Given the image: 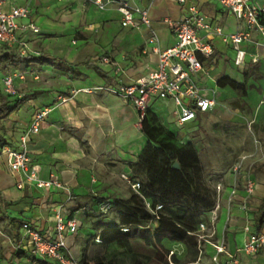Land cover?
I'll return each mask as SVG.
<instances>
[{
	"label": "crops",
	"instance_id": "0c3cea01",
	"mask_svg": "<svg viewBox=\"0 0 264 264\" xmlns=\"http://www.w3.org/2000/svg\"><path fill=\"white\" fill-rule=\"evenodd\" d=\"M94 1L0 0V12L27 8L29 15L23 22L39 29L38 34L21 37L26 42L27 55L51 62L11 70L26 73L24 80L15 79V89L29 87L30 92L19 95L18 109L0 120V264H36L21 255H31L22 229L24 223L44 236L55 237L57 217L76 221L80 216L78 231L66 237L65 254L71 256L80 249L88 256L90 242L99 243L100 229L118 223L119 216L111 203L138 193L146 173L133 167L151 143L135 108L107 88L116 78L129 84L156 68L158 57L154 50L168 49L176 41L165 19L180 20L187 16V7L194 5L225 34L244 30L241 21L213 0H187L184 6L176 0H117L104 10H99ZM258 1L264 5V1ZM121 2L147 8L151 27H123L117 10ZM152 31L157 43L149 44ZM209 40L213 53L208 59L201 58L204 69L197 75L196 83L201 95L213 99L215 106L180 126L171 100L160 98L149 103V112L163 130L173 134L180 144L192 143L196 151L193 133L220 113L225 115L228 111L223 106L233 104L234 113L243 106L244 117H250L245 112L264 111V38L253 32L252 41L240 46L245 55L239 65L235 64L236 52L230 44L219 37ZM2 48L6 47L0 46V51ZM4 74L0 73L1 77ZM224 77L239 83L248 78L246 96L241 97L228 87L219 88L217 81ZM59 97L65 100L58 101ZM43 108L50 112L39 132L30 136L28 169L15 172L8 165L5 150L19 147L31 118ZM226 115L229 120L230 114ZM199 116H205L203 125L197 124ZM171 124L177 128L188 125V133L178 135ZM157 135L162 137L158 132ZM198 157L201 164L199 154ZM32 167L38 168L39 182L51 183L50 187L39 188L36 182L26 181ZM246 167L245 164L235 184L218 194L215 207L201 215L199 254L191 264H264V246L256 255L242 251L248 239L245 228L255 231L253 215L264 198V168ZM247 177L254 182L251 195L245 192ZM231 188L236 190L233 200ZM144 202L149 209V202ZM104 207L105 212L101 209ZM112 212L116 218H112ZM156 223L154 220L151 227ZM258 233H264V229ZM6 243L11 247L7 249ZM168 246L182 247L181 253L171 251L179 258L183 256L182 245ZM216 246L224 252H218ZM148 250L145 256H150Z\"/></svg>",
	"mask_w": 264,
	"mask_h": 264
},
{
	"label": "built area",
	"instance_id": "2783aa9c",
	"mask_svg": "<svg viewBox=\"0 0 264 264\" xmlns=\"http://www.w3.org/2000/svg\"><path fill=\"white\" fill-rule=\"evenodd\" d=\"M178 5L184 6L187 0H176ZM223 9L228 10L234 17L241 21L244 30L225 34L223 29L215 25L207 15L201 13L199 9L190 5L187 7V16L180 20L165 19L164 22L175 37V44L165 50L155 49L158 57L156 68L148 72L145 76L131 82L123 84L120 79H115L107 91L119 96L123 100L130 102L139 115L141 122L145 112L149 109L151 100L166 98L171 100L177 108V124L182 126L196 118L197 113H204L215 106L213 99L205 98L200 93V88L196 83V77L203 72L201 58L208 59L213 48L209 37H219L224 43H228L236 52L235 64L243 62L245 52L240 46L245 42L252 41L253 32H258L264 38V25L259 22V18L264 16V5L258 0H213ZM117 0H95L94 5L99 10H104L108 5ZM118 12L121 15V25L123 27L139 28L140 26L150 28L151 19L147 8L131 7L125 2L118 3ZM29 12L25 7H13L9 12H0V46L27 55V45L21 40L24 34H38L39 29L33 23H24ZM201 33L204 35L202 36ZM149 44L157 43L154 31L149 38ZM26 73H6L0 78V85L3 92L10 95L14 93L15 79H25ZM62 97L58 101H64ZM50 112L49 108H43L35 113L30 120L28 129L20 139L17 149L6 148L8 165L15 172H26L29 164L28 143L30 136L39 132L41 124L46 120ZM244 158L233 167V173L241 172ZM37 167H32L31 174L26 177L27 182H36L39 188H48L51 183L39 182L36 173ZM245 192L251 195L254 191V182L247 177L245 180ZM57 187L63 188L58 182H53ZM21 188V185H18ZM217 194L220 185L216 186ZM231 199L236 196V190L230 189ZM149 208V206L147 205ZM106 211L107 208H101ZM24 238L30 254L39 259L57 264H77L65 254L67 250L66 237L74 235L78 231V225L74 219L62 220L57 217L55 225V237L44 236L34 229L30 224H22ZM121 231H124L121 228ZM248 239L243 245L242 251L256 255L260 248L264 246V233L252 231L245 228ZM218 252H224L223 248L216 246Z\"/></svg>",
	"mask_w": 264,
	"mask_h": 264
},
{
	"label": "trees",
	"instance_id": "16d2710c",
	"mask_svg": "<svg viewBox=\"0 0 264 264\" xmlns=\"http://www.w3.org/2000/svg\"><path fill=\"white\" fill-rule=\"evenodd\" d=\"M259 22L264 25V16L259 18ZM2 49L0 72L26 69L35 63L51 65L50 60ZM247 79L239 83L224 77L217 81V86L228 87L245 97ZM20 103L21 100L0 92V120L17 110ZM148 121L151 123L148 124ZM141 124L151 144L144 149L133 168L144 171L146 180L140 183L138 193L133 192L125 201L114 200L111 203L119 216L118 223L104 225L100 229L99 243L90 242V255L83 253L84 264H124V261L118 262V255H123L129 264H191L197 261L201 215L215 207L214 191L204 181L200 160L192 143L180 144L173 134L163 130L149 109ZM157 132L162 134L161 138H158ZM175 163L179 165L178 170L173 169ZM144 200L149 202V209ZM157 206L159 209L156 210ZM154 220L157 223L152 228ZM253 221L256 232L264 229V198L253 215ZM137 241L151 250L150 256L133 251V242ZM168 244L182 245L185 250L183 256L177 257ZM110 246L119 247L120 252L108 251ZM107 252L112 255L111 258ZM21 255L36 264H57L39 260L25 252Z\"/></svg>",
	"mask_w": 264,
	"mask_h": 264
},
{
	"label": "rangeland",
	"instance_id": "374dc122",
	"mask_svg": "<svg viewBox=\"0 0 264 264\" xmlns=\"http://www.w3.org/2000/svg\"><path fill=\"white\" fill-rule=\"evenodd\" d=\"M0 73H12V71H1ZM2 90L3 88L0 85V92H3ZM27 92H30L29 87L28 89L18 91L14 86V93L10 94V96L18 100L19 95L22 96ZM223 107L230 114L229 120L226 115L227 113L225 115H221L220 113L219 116L211 119L207 125L202 128L198 127L199 129L193 133V137L195 138L194 144L201 158L203 178L205 183L214 191L216 202L220 199L216 186L220 185L219 193L221 194L226 187L235 184L236 178L240 176L241 172L234 174L232 171L240 158H244L242 168L245 164L247 167H251L252 170L257 167L264 168V111L259 110L255 111V113L245 112L249 113L250 117H244L243 106L238 109L240 110L239 112L235 113L233 104ZM204 120L205 116H199L197 124L203 125ZM187 126L177 128L175 124L170 125L178 135L188 133ZM112 213V218H116L117 215L114 212ZM78 218L80 219V216ZM79 219L76 220L78 228ZM5 247L8 249L11 246L6 243ZM113 250L120 252L119 247L116 246H110L108 249V251ZM171 250L175 253H181L182 247L174 246ZM133 251L141 255L149 254L148 248L144 247L141 241L133 242ZM82 253H84V249H80L78 253L72 256L67 254V257L77 264H84L86 260L83 259ZM88 254L90 255V252ZM107 256L109 258L112 257L109 252H107ZM116 258L118 262L121 260L124 261V264H129V261L123 255H118Z\"/></svg>",
	"mask_w": 264,
	"mask_h": 264
},
{
	"label": "water",
	"instance_id": "95a60500",
	"mask_svg": "<svg viewBox=\"0 0 264 264\" xmlns=\"http://www.w3.org/2000/svg\"><path fill=\"white\" fill-rule=\"evenodd\" d=\"M173 168H174V169H178V168H179L178 163H175V164L173 165Z\"/></svg>",
	"mask_w": 264,
	"mask_h": 264
}]
</instances>
